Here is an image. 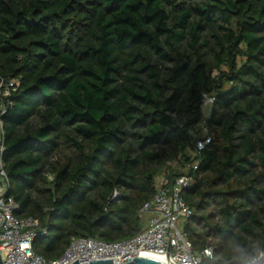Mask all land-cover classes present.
I'll return each mask as SVG.
<instances>
[{
  "label": "trees",
  "instance_id": "obj_1",
  "mask_svg": "<svg viewBox=\"0 0 264 264\" xmlns=\"http://www.w3.org/2000/svg\"><path fill=\"white\" fill-rule=\"evenodd\" d=\"M0 75L16 81L8 193L36 253L133 236L157 178L181 175L200 264L264 249V0H0Z\"/></svg>",
  "mask_w": 264,
  "mask_h": 264
},
{
  "label": "built area",
  "instance_id": "obj_2",
  "mask_svg": "<svg viewBox=\"0 0 264 264\" xmlns=\"http://www.w3.org/2000/svg\"><path fill=\"white\" fill-rule=\"evenodd\" d=\"M15 89L14 79L0 75V264H72L76 260L85 263L104 259H111L112 264H126L142 255L162 257L168 264L201 263L200 255L194 254L193 244L182 229V223L192 213L183 196V189L193 183L189 175H181L173 182L163 177L156 181L152 197L139 209L141 214L149 215L147 226L133 236L110 242L92 237L74 238L63 254L53 259L36 253L32 241L39 231L38 221L32 216L23 215L19 204L8 193L9 181L4 167L1 115L4 112V99L11 96ZM208 102L210 104L212 99L204 95L203 106ZM203 143L204 140L196 142L198 150L203 148ZM206 249L212 252V248L208 246L202 251L204 256L209 257L205 255Z\"/></svg>",
  "mask_w": 264,
  "mask_h": 264
},
{
  "label": "clouds",
  "instance_id": "obj_3",
  "mask_svg": "<svg viewBox=\"0 0 264 264\" xmlns=\"http://www.w3.org/2000/svg\"><path fill=\"white\" fill-rule=\"evenodd\" d=\"M205 255L211 257V250L206 249ZM234 260L236 264H259L261 260H264V249L257 247L254 251H248L238 246Z\"/></svg>",
  "mask_w": 264,
  "mask_h": 264
},
{
  "label": "water",
  "instance_id": "obj_4",
  "mask_svg": "<svg viewBox=\"0 0 264 264\" xmlns=\"http://www.w3.org/2000/svg\"><path fill=\"white\" fill-rule=\"evenodd\" d=\"M166 257L168 258V252L166 254ZM72 264H112V261L111 259H104V260H95V261L91 260L85 263H80L78 262V260H76ZM126 264H168V263L164 260L155 258L153 256L142 255V256L134 257L131 261H129Z\"/></svg>",
  "mask_w": 264,
  "mask_h": 264
},
{
  "label": "rangeland",
  "instance_id": "obj_5",
  "mask_svg": "<svg viewBox=\"0 0 264 264\" xmlns=\"http://www.w3.org/2000/svg\"><path fill=\"white\" fill-rule=\"evenodd\" d=\"M203 114H204V117H208L210 115V104H209V102L203 106ZM32 121L34 123L36 120H32ZM168 165H171L173 168L180 169L179 165L175 161L170 162ZM46 174H47L48 178H50V179L53 178L52 174L49 172V169H47ZM159 178H160V176L157 178V180ZM148 218H149L148 214L142 215V222L144 224L143 226L147 225ZM193 252L195 255H200L198 249H194Z\"/></svg>",
  "mask_w": 264,
  "mask_h": 264
},
{
  "label": "bare ground",
  "instance_id": "obj_6",
  "mask_svg": "<svg viewBox=\"0 0 264 264\" xmlns=\"http://www.w3.org/2000/svg\"><path fill=\"white\" fill-rule=\"evenodd\" d=\"M147 256H152V255H147ZM153 257H155V258H159V259H161V260H164L162 257H156V256H153ZM165 261V260H164Z\"/></svg>",
  "mask_w": 264,
  "mask_h": 264
}]
</instances>
